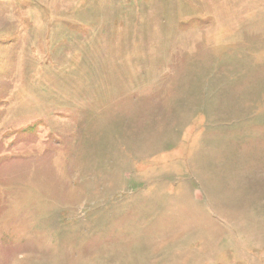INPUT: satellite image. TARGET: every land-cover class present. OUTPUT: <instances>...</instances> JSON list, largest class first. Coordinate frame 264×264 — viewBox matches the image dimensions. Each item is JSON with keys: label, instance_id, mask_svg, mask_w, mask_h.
I'll list each match as a JSON object with an SVG mask.
<instances>
[{"label": "rangeland", "instance_id": "obj_1", "mask_svg": "<svg viewBox=\"0 0 264 264\" xmlns=\"http://www.w3.org/2000/svg\"><path fill=\"white\" fill-rule=\"evenodd\" d=\"M0 264H264V0H0Z\"/></svg>", "mask_w": 264, "mask_h": 264}, {"label": "trees", "instance_id": "obj_2", "mask_svg": "<svg viewBox=\"0 0 264 264\" xmlns=\"http://www.w3.org/2000/svg\"><path fill=\"white\" fill-rule=\"evenodd\" d=\"M62 45V44H61ZM75 46V45H74Z\"/></svg>", "mask_w": 264, "mask_h": 264}]
</instances>
